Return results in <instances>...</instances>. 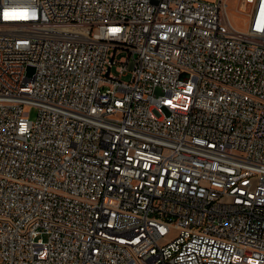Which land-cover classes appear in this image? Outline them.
I'll use <instances>...</instances> for the list:
<instances>
[{
  "label": "built area",
  "instance_id": "2783aa9c",
  "mask_svg": "<svg viewBox=\"0 0 264 264\" xmlns=\"http://www.w3.org/2000/svg\"><path fill=\"white\" fill-rule=\"evenodd\" d=\"M238 12L0 0V264H264V0Z\"/></svg>",
  "mask_w": 264,
  "mask_h": 264
},
{
  "label": "rangeland",
  "instance_id": "374dc122",
  "mask_svg": "<svg viewBox=\"0 0 264 264\" xmlns=\"http://www.w3.org/2000/svg\"><path fill=\"white\" fill-rule=\"evenodd\" d=\"M206 1L212 2L214 0H206ZM239 1L240 0H228L229 16L234 28L241 33H246L248 29V21L241 13L238 12ZM31 73H32V69L29 70V74ZM124 80L126 82H130L131 78L126 77ZM28 112H29V119L31 121H35L38 115V110L36 108H30Z\"/></svg>",
  "mask_w": 264,
  "mask_h": 264
}]
</instances>
